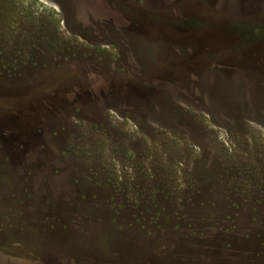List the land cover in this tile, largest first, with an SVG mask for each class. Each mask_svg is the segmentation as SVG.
<instances>
[{
  "label": "rangeland",
  "instance_id": "obj_1",
  "mask_svg": "<svg viewBox=\"0 0 264 264\" xmlns=\"http://www.w3.org/2000/svg\"><path fill=\"white\" fill-rule=\"evenodd\" d=\"M0 264H264V0H0Z\"/></svg>",
  "mask_w": 264,
  "mask_h": 264
},
{
  "label": "trees",
  "instance_id": "obj_2",
  "mask_svg": "<svg viewBox=\"0 0 264 264\" xmlns=\"http://www.w3.org/2000/svg\"><path fill=\"white\" fill-rule=\"evenodd\" d=\"M220 18H225V16L223 14L219 15ZM243 19V18H242Z\"/></svg>",
  "mask_w": 264,
  "mask_h": 264
}]
</instances>
